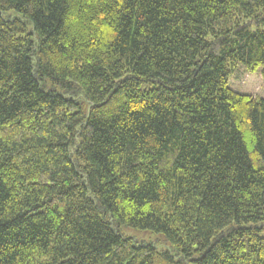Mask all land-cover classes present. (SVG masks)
Segmentation results:
<instances>
[{"label": "trees", "instance_id": "obj_1", "mask_svg": "<svg viewBox=\"0 0 264 264\" xmlns=\"http://www.w3.org/2000/svg\"><path fill=\"white\" fill-rule=\"evenodd\" d=\"M0 264H264V0H0Z\"/></svg>", "mask_w": 264, "mask_h": 264}, {"label": "rangeland", "instance_id": "obj_2", "mask_svg": "<svg viewBox=\"0 0 264 264\" xmlns=\"http://www.w3.org/2000/svg\"><path fill=\"white\" fill-rule=\"evenodd\" d=\"M84 109L87 110L86 103L84 105ZM120 232L139 242H153L160 250L167 247L169 244L163 234L151 232L149 230H139L127 226H121Z\"/></svg>", "mask_w": 264, "mask_h": 264}]
</instances>
